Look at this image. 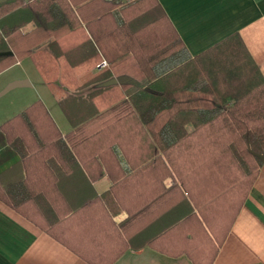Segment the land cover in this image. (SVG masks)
I'll list each match as a JSON object with an SVG mask.
<instances>
[{"label":"trees","instance_id":"obj_1","mask_svg":"<svg viewBox=\"0 0 264 264\" xmlns=\"http://www.w3.org/2000/svg\"><path fill=\"white\" fill-rule=\"evenodd\" d=\"M85 1L0 2V72L30 57L49 86L64 89L59 104L74 127L62 136L37 100L1 130L13 143L20 139L26 154L61 148L89 173L87 158L105 164L113 182L108 196L128 213L117 232L128 239L104 264L140 237H153L143 245L165 251L159 241L178 235L185 247L180 252L195 264H212L218 249L209 245V233L227 236L264 164V76L238 33L191 58L158 0L110 1L83 25ZM31 22L35 27L24 33ZM215 50L223 51L221 62H207ZM94 69L87 80L76 75ZM128 74L144 84L128 97L123 90L130 84L94 87ZM10 191L0 178L1 200L72 247L59 227L76 221L90 203L62 209L60 193L35 190L13 203ZM39 206L45 222L35 209L27 212Z\"/></svg>","mask_w":264,"mask_h":264},{"label":"crops","instance_id":"obj_2","mask_svg":"<svg viewBox=\"0 0 264 264\" xmlns=\"http://www.w3.org/2000/svg\"><path fill=\"white\" fill-rule=\"evenodd\" d=\"M90 1L86 0L81 4L79 17L83 25L98 16L99 11L110 1L115 0ZM158 2L191 58L206 53L230 35L238 33L264 76V0ZM34 27L35 24L31 22L22 31L27 33ZM221 53L223 51H213L206 61L216 60L220 63ZM25 60L30 63L35 75H41L37 68L36 71L30 57L0 72V178L11 190L12 202L20 201V196L24 198L23 194L28 196L35 190L45 196L60 193L62 209L70 205L76 207L74 209H81L79 207L89 203L90 209L82 216L79 215L78 219L75 218L77 220L73 223L59 227L61 236L73 249L0 199V264H93L85 257L91 258L97 264H104L122 249L128 239L119 237L117 232V228L127 219L128 213L123 209L117 210L114 200L108 196L113 182L105 164L99 158H87V165L91 167L89 173L81 163L77 166L73 157L62 153L61 148L55 151L49 148L43 155L26 154L25 148L20 145V139L13 143L6 132L1 130L4 123L37 100L44 102L62 136L74 129L59 104V98L64 93L62 87L49 86L41 76L47 92L24 90L29 85L34 89L35 85L29 68L23 66ZM16 67L19 69L14 71ZM96 72L94 69L92 72H78L76 75H84L82 80H87L88 75ZM98 86L101 84L94 85ZM136 87L138 86L131 85L124 89L126 97L134 93ZM52 128L49 130L57 138ZM188 128L193 130V125L190 124ZM120 160L126 166L121 156ZM109 163L114 173L119 172L113 166V158L109 157ZM94 175L96 177L92 179ZM173 182L171 177L164 180L168 187ZM31 209H35L39 222H45L47 214L43 206L28 207L27 212ZM209 234V245L212 242L218 249L212 264H264V164L227 236L214 237L212 233ZM152 238L140 237L133 241V246L121 252L112 264H195L187 252H180L185 248L180 235L159 241L161 243L158 245L167 249L165 251L152 245H143ZM203 254L206 255L207 252ZM193 255L196 256L197 253L193 252Z\"/></svg>","mask_w":264,"mask_h":264},{"label":"rangeland","instance_id":"obj_3","mask_svg":"<svg viewBox=\"0 0 264 264\" xmlns=\"http://www.w3.org/2000/svg\"><path fill=\"white\" fill-rule=\"evenodd\" d=\"M97 1H95V3H96ZM32 63H33V61H32ZM16 64V63H15ZM15 64H13L12 66H10L9 68H12ZM34 64V63H33ZM23 66L25 67V68H29V71H30V73L32 74V75H30L31 76V78L33 79V81H34V89L31 87V85H29L28 87H26V88H24V90H26V91H32V92H42L43 93V91H46L45 90V88H44V86H43V84H42V78H41V75H35V71H34V69L31 67V65H30V63L28 62V61H24V63H23ZM34 67H35V69L37 68L36 66H35V64H34ZM8 69V68H7ZM19 69V67H16V68H14V71H17ZM6 70V69H5ZM36 71H37V69H36ZM47 92V91H46Z\"/></svg>","mask_w":264,"mask_h":264},{"label":"water","instance_id":"obj_4","mask_svg":"<svg viewBox=\"0 0 264 264\" xmlns=\"http://www.w3.org/2000/svg\"><path fill=\"white\" fill-rule=\"evenodd\" d=\"M111 84H130V85H137L138 87H144V85L141 84L137 79L129 75H123V76L112 78L108 81H105L101 85L107 86ZM259 157L262 158L264 161V157L262 155L259 154Z\"/></svg>","mask_w":264,"mask_h":264},{"label":"built area","instance_id":"obj_5","mask_svg":"<svg viewBox=\"0 0 264 264\" xmlns=\"http://www.w3.org/2000/svg\"><path fill=\"white\" fill-rule=\"evenodd\" d=\"M100 67H106L108 66V62L106 60L102 61L100 64H99Z\"/></svg>","mask_w":264,"mask_h":264}]
</instances>
